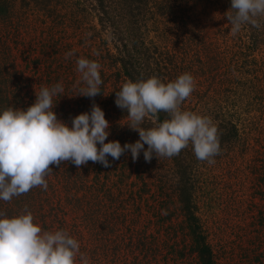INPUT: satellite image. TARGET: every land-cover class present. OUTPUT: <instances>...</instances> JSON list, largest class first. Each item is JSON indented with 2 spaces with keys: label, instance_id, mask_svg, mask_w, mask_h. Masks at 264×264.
Returning <instances> with one entry per match:
<instances>
[{
  "label": "rangeland",
  "instance_id": "374dc122",
  "mask_svg": "<svg viewBox=\"0 0 264 264\" xmlns=\"http://www.w3.org/2000/svg\"><path fill=\"white\" fill-rule=\"evenodd\" d=\"M7 3L0 13V111L26 109L42 86L61 83L57 118L71 127V118L95 103L110 125L105 143L123 146L139 134L115 104L122 84L190 73L195 88L181 110L211 118L221 153L213 165L198 161L191 144L150 162L143 152L135 162L130 153L109 156L110 168L51 165L46 191L34 187L0 201V211L12 217L27 206L42 230L77 239L89 264H200L198 236L214 264H264V17L259 28L246 24L233 35L229 0H159L138 12L135 0H107L110 20L96 0ZM78 57L100 64L101 95L79 96ZM151 123L148 117L141 126Z\"/></svg>",
  "mask_w": 264,
  "mask_h": 264
},
{
  "label": "clouds",
  "instance_id": "9594fccd",
  "mask_svg": "<svg viewBox=\"0 0 264 264\" xmlns=\"http://www.w3.org/2000/svg\"><path fill=\"white\" fill-rule=\"evenodd\" d=\"M225 15L233 35L246 24L259 28L264 0H231ZM73 55L69 51L65 59ZM100 67L96 61L76 59L80 73L77 83L84 85L79 96L101 95ZM194 88L190 73L167 83L156 76L123 83L115 92V104L127 113V126L138 132L139 139L121 146L119 141L105 143L110 125L98 105L93 103L90 112L72 117L69 127L53 111V98L64 92L62 84L42 86L35 92V102L26 109L8 107L0 111V201L10 202L34 187L46 191L47 177L53 173L50 166L59 167L63 162L79 168L91 161L110 168L109 156L116 161L130 153L135 162L143 152L145 161L150 162L153 156L179 155L191 144L198 161L215 164V157L221 153L216 125L207 116L181 110ZM161 112L168 115L162 123ZM148 117L154 126L145 129L141 125ZM162 214L166 212L162 210ZM77 257L79 264H89L77 239L63 229L42 230L27 206L12 217L0 211V264H77Z\"/></svg>",
  "mask_w": 264,
  "mask_h": 264
},
{
  "label": "trees",
  "instance_id": "16d2710c",
  "mask_svg": "<svg viewBox=\"0 0 264 264\" xmlns=\"http://www.w3.org/2000/svg\"><path fill=\"white\" fill-rule=\"evenodd\" d=\"M36 1L41 4V2L44 0H36ZM96 1L98 2V8L101 10V12H103L104 18L109 17V15H110L109 12L113 11L112 4L108 7L107 0H96ZM135 1L138 4L136 6L137 10H135V12L136 11L138 12L143 7V5L146 7H149V5H151V4H158L159 3V0H135ZM229 1L231 2V0H229ZM7 4H8L7 0H4V3L0 4V13L1 14H6L8 12ZM42 4L45 5L44 2ZM118 4H120V3H118ZM115 11L118 13H121V12H119V6L117 4H115ZM110 17H109V20H110ZM150 77H152V76L149 74H146L145 76L142 77V80H146L147 78H150ZM167 118H168V115L166 113L161 112L159 114V122L162 123ZM151 127H153V124L148 126V128H151ZM235 129H233L232 131H229V133L227 135V141L228 142H231L232 139L235 137L236 132H237V130H235ZM194 251L197 253L198 263H200V264H214V261L212 258V249L210 248V246L207 243H205L204 237H202V236L196 237V240L194 241Z\"/></svg>",
  "mask_w": 264,
  "mask_h": 264
}]
</instances>
